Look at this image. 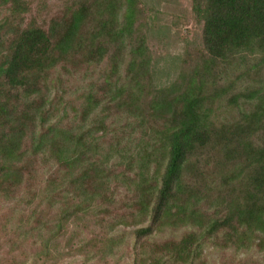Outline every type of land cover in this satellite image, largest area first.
Instances as JSON below:
<instances>
[{
    "label": "trees",
    "instance_id": "16d2710c",
    "mask_svg": "<svg viewBox=\"0 0 264 264\" xmlns=\"http://www.w3.org/2000/svg\"><path fill=\"white\" fill-rule=\"evenodd\" d=\"M214 257L264 264V0H0V264Z\"/></svg>",
    "mask_w": 264,
    "mask_h": 264
},
{
    "label": "rangeland",
    "instance_id": "374dc122",
    "mask_svg": "<svg viewBox=\"0 0 264 264\" xmlns=\"http://www.w3.org/2000/svg\"><path fill=\"white\" fill-rule=\"evenodd\" d=\"M184 33H185V30H180V34H184ZM213 259H214L215 263H212V264H219V262L216 261V258L215 257Z\"/></svg>",
    "mask_w": 264,
    "mask_h": 264
}]
</instances>
